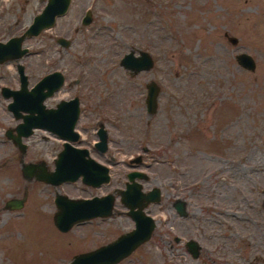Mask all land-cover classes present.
I'll return each mask as SVG.
<instances>
[{"label": "rangeland", "instance_id": "1", "mask_svg": "<svg viewBox=\"0 0 264 264\" xmlns=\"http://www.w3.org/2000/svg\"><path fill=\"white\" fill-rule=\"evenodd\" d=\"M44 1L0 0V40L24 29ZM87 8L91 20L82 25ZM21 46L26 53L0 62V85L17 86L16 62L29 84L54 69L78 78L60 94L79 96L88 140L101 122L114 160L103 159L109 180L100 188L22 177V162L51 167L55 141L36 129L19 152L4 130L20 119L0 94V264H67L131 229L117 194L109 215L66 231L54 226L51 201L56 192H109L131 169L147 174L142 188L156 185L160 199L145 208L154 219L149 237L115 264H264V0H70L51 27ZM130 49L152 59L134 76L118 61ZM238 52L251 56L252 70L237 64ZM148 80L159 91L147 115ZM10 198L23 203L9 207ZM175 199L184 202V215L175 213ZM188 239L198 245L196 257Z\"/></svg>", "mask_w": 264, "mask_h": 264}, {"label": "water", "instance_id": "2", "mask_svg": "<svg viewBox=\"0 0 264 264\" xmlns=\"http://www.w3.org/2000/svg\"><path fill=\"white\" fill-rule=\"evenodd\" d=\"M70 0H45L41 9L32 17L29 24L19 35L9 37L5 41H0V62L14 59L26 53L27 48L21 46V41L25 36L37 35L40 30L51 27L55 17L63 15L69 5ZM90 10H84L79 20L80 24L86 25L90 22ZM232 43L236 41L234 36H227ZM56 42L62 46L69 45V39L59 36ZM235 61L244 69L252 70L254 60L246 52H238L234 55ZM119 64L125 69H133L134 72L140 69H148L152 64L150 55L145 50H138L133 55L129 50L119 58ZM15 70L19 77V87L11 89L7 86H0V94L4 97H10L6 108L15 118L20 117L13 130L16 135L10 133L11 128H6L4 134L11 137L15 145L22 148L19 141L21 135L30 133L32 127H43L50 129L57 134L75 138L72 133V123L77 113L76 98L61 100L56 104L55 109H49L44 106L42 100L50 95L62 82V75L58 70L48 72L41 76L29 89L26 88V79L21 63H15ZM146 91L144 105L147 113H152L156 108L157 94L159 88L157 84L150 80L145 84ZM70 108L71 117L67 122L65 113ZM24 112L21 114V112ZM99 137L101 142L105 137L104 130L100 127ZM104 147V146H103ZM101 149H104V148ZM87 152L83 149H76L64 143L54 160L52 171H46L42 164L26 162L22 163L21 172L24 177L33 176L38 180L57 184L65 180H74L78 177L91 185H98L107 181V168L91 159L84 157ZM143 172L129 171L126 174L127 181L124 189L119 191V200L127 208V214L133 221V227L125 232L118 234L115 238L96 246L85 252L75 254L67 264H114L125 257L138 244L145 241L154 225L153 218L143 212V207L148 202H155L159 199V190L156 186L142 192L140 184L135 178H142ZM264 201V189L262 190ZM20 199L10 198L6 201L9 207H18ZM56 210L53 214V224L60 231H66L73 223H77L95 216H107L111 210L112 197L110 194L102 196H91L84 198H69L62 194H56L54 197ZM175 209L182 214V202H174ZM187 249L192 255L197 251V244L193 240L186 241Z\"/></svg>", "mask_w": 264, "mask_h": 264}, {"label": "flooded vegetation", "instance_id": "3", "mask_svg": "<svg viewBox=\"0 0 264 264\" xmlns=\"http://www.w3.org/2000/svg\"><path fill=\"white\" fill-rule=\"evenodd\" d=\"M44 3H45V1H44ZM43 3V4H44ZM43 6V5H42ZM41 9V8H40ZM39 9V10H40ZM38 10V11H39ZM37 13V12H36ZM36 13H34L32 16H31V18H30V21H31V19H32V17L36 14ZM91 15V14H90ZM56 18V17H55ZM80 18H81V16H80ZM29 21V22H30ZM54 21H55V19H54ZM54 21H53V23H54ZM29 24V23H28ZM27 24V25H28ZM26 25V26H27ZM53 25V24H52ZM51 25V26H52ZM26 28V27H25ZM24 28V29H25ZM24 29H22L19 33H17V34H12V35H9V36H7L4 40H0V41H5L6 39H8L9 37H12V36H16V35H19L20 33H22V31L24 30ZM43 30H45V29H42V30H40V32L41 31H43ZM40 32L38 33V34H40ZM37 34V35H38ZM34 36H36V35H34ZM28 37H32V36H25L24 38H23V40L25 39V38H28ZM57 37H59V36H56L54 39H55V42H56V38ZM64 37V36H63ZM22 40V41H23ZM22 41H21V43H22ZM57 43V42H56ZM58 44V43H57ZM59 45V44H58ZM23 47H26V46H23ZM27 48V47H26ZM131 51H132V53H133V55H136L137 54V52H138V50H142V49H136V50H133V49H130ZM129 51V50H128ZM27 52V51H26ZM22 65V64H21ZM23 66V65H22ZM54 70H56V69H54ZM54 70H51V71H54ZM127 70V69H126ZM145 70H147V69H140V70H138V71H136V72H134L133 71V69H128L127 70V74L129 75V76H134L136 73H140V72H143V71H145ZM51 71H49V72H51ZM59 71V70H58ZM60 73H61V75H62V82H61V84L55 89V90H53L52 91V93L50 94V95H48V96H46V97H48V98H50L51 99V103L50 104H48V105H45L44 104V102H43V100L46 98H44L43 100H42V103L44 104V106L46 107V108H49V109H55V107H56V104L59 102V101H61V100H69V99H71V98H76V102H77V113H76V117H75V119H74V121H73V123H72V133H70V135H73L74 133L76 134L75 135V138L74 139H71V138H69V137H64V136H61V135H59V134H57L56 132H54V131H52V130H48V129H46V128H43V127H32L31 128V131H30V133L29 134H31L34 130H36V129H43V130H45L50 136H51V138L55 141V143H54V145H55V152H54V154H52L51 155V158H50V160L52 161V163H51V167L50 168H48V169H45L46 171H52L53 170V168H54V160L57 158V155H58V153H59V151L63 148V146H64V143H67L70 147H72V148H76V149H85L86 150V152H87V154L86 155H84V157H90L91 159H93L94 161H96L97 163H99V164H101V165H104V166H106V168H107V181L109 180V166L106 164V163H104V162H102L103 161V159H106V160H109L111 163H113V160H114V158H113V154H111V152H109L108 151V140H107V131H106V129L104 128V126L101 124V122H99V121H97L96 122V125L95 126H92V129H91V135H93V138L91 139V140H88L87 138H86V135H85V133H83V131L85 132L86 131V127H87V125H88V122L90 121L89 119H88V121L86 120V123H84L83 124V121H84V118H83V115H81V106H80V100H79V96H77V95H75V94H71V95H68V93L66 92L65 93V95L64 96H62V94H60V90L61 89H63V88H69L70 86H71V84L72 83H77L78 82V78H74V79H71V80H67V79H65V76H64V74L61 72V71H59ZM46 73H48V72H46ZM46 73H44V74H46ZM16 74H17V72H16ZM25 74V73H24ZM44 74H42L41 76H43ZM41 76H39L34 82H32V83H28V81H27V77H26V74H25V79H26V88L27 89H29L31 86H33L34 85V83L36 82V81H38L39 80V78L41 77ZM17 79H18V84H17V86H14V87H9V88H11V89H17L18 87H19V77H18V74H17ZM150 80H148L147 82H145V84L146 83H148ZM145 84H144V87H145V91H146V86H145ZM0 86H2V85H0ZM5 86V85H4ZM8 87V86H7ZM56 94H59L60 96L59 97H57L55 100H52V99H54L55 97V95ZM145 97V96H144ZM143 103H144V98H143ZM69 111H70V108L68 107V111H67V113H65V115H66V118H67V122L69 121V119H70V117H71V113H69ZM144 111H145V113L148 115L149 113H147L146 112V109H145V105H144ZM21 112V114H23L24 112H22V111H20ZM14 117V116H13ZM15 118V117H14ZM19 119H20V117H19ZM21 120V119H20ZM20 120H18L15 124H14V126L18 123V122H20ZM91 121H95V119H91ZM13 126V127H14ZM13 127H8V128H11V130H10V133L14 136V135H16V132L13 130ZM102 128L103 130H104V132H105V137L103 138V141L101 142V139H100V137H99V128ZM5 131V130H4ZM29 134H27V135H21L20 137H19V141H20V143L22 144V148H19L17 145H15V143L13 142V140H12V138L11 137H7L5 134V136H6V138L7 139H9L10 141H12L13 142V144L17 147V149L19 150V152H25V150H26V144H25V142H23V140H22V138H25L26 136H28ZM42 137H44L43 135H41ZM104 146V147H103ZM104 148V149H101V148ZM137 160H139L138 158H136L135 159V161H137ZM28 162H30V161H28ZM22 163H26V162H22ZM33 163V162H32ZM41 164H42V162H41ZM42 166L44 167V165L42 164ZM21 167V166H20ZM20 170H21V168H20ZM133 170H135V171H141V170H137V169H131V170H127L126 172H125V174H124V180L122 181V186L121 187H115L114 189H112L111 191H109V192H99V193H92V194H89V195H87V196H67L66 194H64V193H55L53 196H52V199H51V201L54 203V205H55V202H54V197H55V195L56 194H62V195H65V196H67V197H69V198H84V197H91V196H102V195H105V194H110L111 195V197H112V204H111V210H112V206H113V193L114 194H117L118 195V197H119V191L121 190V189H124V187H125V183H126V181H127V178H126V174H127V172H129V171H133ZM141 172H143V171H141ZM144 174H143V177L142 178H135V180L137 181V182H139V180H144V179H146V177H147V174L145 173V172H143ZM22 175V177H24L23 176V174H21ZM38 180V179H37ZM75 180H79L80 182H82L85 186H88V187H93V188H100L101 187V185H102V183H105V182H101V183H99L98 185H91V184H86V183H84L81 179H80V177H78V178H76V179H74V180H65V181H61V182H59V183H57V184H52V183H49V182H46V184L47 185H60V184H64V183H69V182H73V181H75ZM106 181V182H107ZM43 182V181H42ZM44 183H45V181H44ZM139 184H140V190L142 191V192H145V191H147V190H149L151 187H154V186H156V185H153V186H149V187H147V188H142V186H141V183L139 182ZM157 187V186H156ZM158 188V190H159V199H160V189H159V187H157ZM21 198H23V197H21ZM21 198H18V199H20L21 200ZM159 199H158V201H159ZM177 200H180L181 202H182V207H183V213L182 214H180L176 209H175V207H174V202L175 201H177ZM120 201V200H119ZM158 201H155V202H148V203H146V205L143 207V212L144 213H146V214H148V215H150L148 212H146L145 211V208L146 207H148L149 206V204H151V203H156V202H158ZM23 203V202H22ZM22 203L20 202V204L22 205ZM121 203V202H120ZM122 204V203H121ZM21 205H19V206H21ZM123 205V204H122ZM172 206H173V209H174V211H175V213L176 214H178V215H184L185 214V206H184V202L181 200V199H175L173 202H172ZM56 207V206H55ZM123 207L124 208H126L124 205H123ZM111 210H110V213H111ZM55 211V210H54ZM127 212V208L124 210V213L130 218V216L126 213ZM109 213V214H110ZM151 216V215H150ZM95 217H103V216H95ZM152 218H153V216H151ZM92 218V217H91ZM90 219V218H89ZM131 219V218H130ZM87 220V219H86ZM154 220V219H153ZM84 222H85V220H83ZM80 223H81V221H80ZM83 223V222H82ZM122 233V232H121ZM120 234V233H119ZM118 235V234H117ZM116 235V236H117ZM115 236V237H116ZM114 237V238H115ZM188 240H192V239H188ZM187 241V240H186ZM186 241L184 242V245L186 246ZM194 241V240H193ZM195 242V241H194ZM196 243V242H195ZM197 244V243H196ZM186 249H187V246H186ZM188 250V249H187ZM188 252H189V254H190V256H192V257H196L197 256V252H198V245H197V251H196V253H195V255H192L191 253H190V251L188 250ZM119 261V260H118ZM115 264V263H114Z\"/></svg>", "mask_w": 264, "mask_h": 264}]
</instances>
